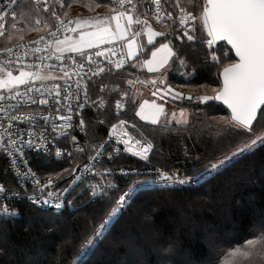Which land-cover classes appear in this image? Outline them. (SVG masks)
<instances>
[{
	"label": "snow or ice",
	"instance_id": "1",
	"mask_svg": "<svg viewBox=\"0 0 264 264\" xmlns=\"http://www.w3.org/2000/svg\"><path fill=\"white\" fill-rule=\"evenodd\" d=\"M153 5L154 11L150 12ZM86 7L93 10L91 4ZM173 7L178 13L164 9L161 0H151L144 11L138 10L134 0H111L109 13L104 16L72 18L64 11L63 0H29L27 12H21L19 17L12 12L11 20L6 11L0 10V40L5 43L0 54H6L0 61V156L7 159L8 167L18 180L31 179L33 194L25 198L37 208L60 212L65 204L72 206L73 201L68 196L77 189L80 190L77 196L86 198L85 208L92 203L111 205L105 218L90 221L93 231L91 235L85 233L86 243L72 264H88L141 190L153 185L178 190L199 182V177H191L179 169L157 168L142 173L121 167L119 172L124 177L147 178L137 180L130 190L121 191L119 196L113 195L118 186L112 182L113 170L106 164L116 162L122 153L150 164L155 145L142 126L121 118L129 91L122 90L118 83L109 87L105 76L120 78L126 65L138 71L146 69L152 75L145 80L128 79L129 88L135 84H150L155 88L153 96L162 93L171 95L174 100L182 99L184 94L175 91L168 77L177 72L182 77L195 79L198 73L195 67L191 72L187 70L189 61L193 56H202L201 69H216L215 86L209 94L208 85H198L205 93L196 97L189 94L186 98L196 99L206 106L203 110L206 120L214 121L208 126L214 127L232 149L222 152L206 173L219 174L264 147V0H185L183 5L175 0ZM153 18L162 26L160 29L150 23ZM18 19L29 30H46L47 39L41 36L40 40L32 42H44L43 49L33 50L45 53L35 57L36 62L24 61L28 45L17 43L23 41L25 31L17 27ZM50 19L55 22L49 23ZM174 40L181 44L175 45ZM21 48L25 49L23 56L14 52ZM53 60L57 63H45ZM14 66H17L16 72ZM57 71L62 75L58 76ZM59 80L64 84L58 83ZM184 86L189 84L181 85ZM90 88H98L99 94H90ZM112 93L121 97L115 101L116 112L111 116L114 123L107 118L109 101L105 98L107 94L110 99ZM91 111L105 118L94 122L90 117L86 119L85 113ZM211 112L223 115L209 116ZM135 115L164 130H171L169 126L173 121L177 126L189 125L184 108L180 109L179 118L175 112L169 118L163 105L146 99L139 103ZM74 117L78 122H74ZM162 117L163 125L160 124ZM109 123L106 137L93 142L99 126ZM81 133L89 137L83 143ZM29 152L33 154L37 171L28 166L33 162L26 158ZM74 152L87 154V162H76ZM61 159H72L73 164L62 171L50 167L46 180L38 177L42 167ZM18 161L25 166V171L19 170ZM6 191L5 185L0 184V193ZM15 198H19L18 193L0 196V222L19 215V210L8 203ZM112 243L116 245L118 241L114 239ZM227 243L226 240L214 241L216 264H252L249 257L258 245L257 239L246 238L235 247H220ZM260 247L264 248V235ZM207 264H213L211 254Z\"/></svg>",
	"mask_w": 264,
	"mask_h": 264
},
{
	"label": "trees",
	"instance_id": "2",
	"mask_svg": "<svg viewBox=\"0 0 264 264\" xmlns=\"http://www.w3.org/2000/svg\"><path fill=\"white\" fill-rule=\"evenodd\" d=\"M145 1L138 0L139 7ZM180 2L183 5L185 0ZM28 3H19L16 9L18 17L21 12H27ZM97 3L101 4L98 8L110 10L111 0H66L64 11L72 12V7L89 9L86 5L95 7ZM174 4L175 0H164V9L178 13V9L173 7ZM17 21L28 28L22 20ZM174 44L179 46L181 41L174 40ZM202 59V56H193L189 61L187 70L191 72L196 68L198 74L195 79L185 78L173 72L168 77L169 84L183 94H191L193 97L205 93V89L198 85H208L210 91L211 87L215 86L213 81L216 69H201L199 61ZM121 73L118 79L105 76L104 81L109 87L118 83L122 90L129 91L127 106L121 118L135 123L138 127L142 126V130L154 143L155 151L150 164L146 165L144 161L125 153L121 154L116 162L106 164L107 167L139 170L179 169L181 173L196 177L220 158L222 152L232 150L227 146L228 141L222 139L214 127L208 126L214 124V121L206 120L203 111L206 106L196 99L174 100L177 106L189 110L192 114L187 127L172 124L169 126L171 130H164L160 126L141 121L135 115L141 99L132 93L133 88H129L127 80H135L137 77L145 80L152 74L138 72L129 66L121 70ZM185 84L189 86L181 87ZM90 90L91 93L99 94L98 88ZM93 96L95 99V95ZM105 98L109 101L107 118L110 123H114L115 120H112L111 116L116 112L115 101L121 97L118 93H112L110 99L107 94ZM208 115L219 117L223 113L211 112ZM85 116L86 119L90 117L92 122L105 118L103 114L97 117L94 111L86 112ZM110 123L99 126L93 142L106 137ZM91 127L92 124H89V128ZM260 131L258 128L257 132ZM52 168L62 171L69 166ZM40 170L43 176L49 175V169ZM3 176L14 183L6 175ZM146 178H113L112 181L118 186L113 195L119 196L121 191L130 190L137 180ZM79 199V207L73 211L65 210L59 215L24 203L21 205L22 215L19 218L0 222V264H72L77 260L81 246L87 240L85 233L91 235L93 231L90 221L93 218L101 221L111 209V205L107 203H92L85 208L83 204L86 198ZM262 235L264 147L257 148L219 174L207 176L204 180L186 185L182 189L169 190L153 185L149 189L141 190L136 194L131 207L119 218L111 234L89 258L88 264H207L210 254L213 264H216L214 241H228L227 244L220 245L227 248L235 247L237 242L243 244L246 238H255L258 241L249 260L252 264H264V248L260 247ZM3 238L8 241L2 243ZM114 239L118 244L113 245ZM219 259L222 260L223 257Z\"/></svg>",
	"mask_w": 264,
	"mask_h": 264
},
{
	"label": "built area",
	"instance_id": "3",
	"mask_svg": "<svg viewBox=\"0 0 264 264\" xmlns=\"http://www.w3.org/2000/svg\"><path fill=\"white\" fill-rule=\"evenodd\" d=\"M22 1L23 2H29V0H0V10L6 11L8 13V17H7L8 20H11V14H12V12H16V9H17L19 3H21ZM134 2L137 3L138 10L144 11L145 10V5L150 4L151 3V0H146L145 3L141 7H139L138 0H134ZM63 3L65 4V0H63ZM161 4H162V7L164 8V0H161ZM149 11L150 12L151 11H154V5L152 6V8ZM69 17L75 18L74 16H69ZM54 22H55L54 20H51V19L49 20V23H54ZM150 23H152L153 26L156 27V28H158V27L161 26V25H159V24H157L155 22L154 18L153 19H150ZM17 27L24 28V26L22 24L17 25ZM41 36H44L45 39H47L46 30L39 31V35H37L35 37L29 38V39H25L24 41L17 42L18 44L19 43H23V44L28 45V47H27L28 55L27 56H24V61L26 63L36 62L35 61V57H39V56L45 55L44 52H34L33 51L37 47L42 48V49L44 48V42H41L40 44L32 43L33 41L40 40V37ZM4 46L5 45L3 44V40H0V48H3ZM14 52H17L18 54H20V55L23 56V54L25 52V49H23V48H21V49H14ZM5 58H6V54H0V61L4 60ZM14 58L15 57H13V59ZM94 59H95V57H94ZM45 63H57V62L53 60V61H45ZM67 63L70 64L71 62L69 61ZM16 67L17 66H14L13 69H16ZM126 67H128V65H126L125 68ZM56 74L58 76L59 75H62V73H60L59 71H57ZM73 79H75V77H73ZM57 82L60 83L61 85L64 84V81L63 80H59ZM39 83L40 82H37V84H39ZM45 83H51V82L46 81ZM21 87H23V86H21ZM90 94H92L91 93V90H90ZM126 106H127V100H126ZM41 107H43V106H41ZM33 109H35V106H33ZM125 109H126V107L123 110H121V112H124ZM57 122H59V121H57ZM74 122H78V119L76 117H74ZM80 138H81V142L83 143V140L85 139V137L83 136L82 133L80 134ZM122 154H125V153H122ZM73 155H74V158H75V161L76 162H79V163H86L87 162V154H79L78 155V154H76L74 152ZM127 155H130V154H127ZM26 158L29 161H33V154L31 152H29L27 154V157ZM105 159H106V157H105ZM65 161H67V162H65ZM64 162L65 163H69V164H65ZM18 164H19V170L21 172H23V171L26 170L25 166L22 163H20V161H18ZM72 164H73V160L72 159H68V160L61 159V160H58L55 163L51 164L50 166L49 165H45L41 169H49L50 167L52 168V166L58 168L59 166H65V165H67V166L70 167ZM28 166H31L33 168V171H37V169L35 167V162L34 161L30 165H28ZM119 168H121V167L111 168L113 170L112 179L113 178H128V177H124L119 172ZM124 168H129V167H124ZM6 169H7V171H5ZM130 169H135V170H138L139 172H142V173H147V172L154 171L153 169H145V170H139L138 168H130ZM3 175H6L7 177H9V179L13 180L14 183L12 184V182L10 180H8V178L5 179ZM38 177L41 178V179H45V180L48 178V176H43L42 175L41 170L38 172ZM0 184L5 185V187L7 189V191L5 193H0V196H6L9 193H18L19 194V198H15L13 200H10V201H8V203L12 204L15 208H17L19 210V215L16 216L15 218L20 217L22 215L21 205L24 204V203H29V205L31 204L25 198L27 195H32L33 194V192H32L33 185H32L31 179H29L27 182H25V180L23 178H20L18 180L13 175L12 170L8 167V161H7V159L4 158L3 156H0ZM114 184L116 185V183H114ZM21 185H24L25 187H21ZM25 188L27 189V191H25ZM79 191L80 190L77 189V192L76 193H73V194H71V195L68 196V199H70V200L73 201L72 206H68L67 204H65V207L60 212H56V211H54L53 209H50V208H38V209H40L42 211H46V212H51L52 214H55V215H59L62 212H64L65 210L73 211L77 207H79V203H81L79 197L77 196V193H79Z\"/></svg>",
	"mask_w": 264,
	"mask_h": 264
},
{
	"label": "rangeland",
	"instance_id": "4",
	"mask_svg": "<svg viewBox=\"0 0 264 264\" xmlns=\"http://www.w3.org/2000/svg\"><path fill=\"white\" fill-rule=\"evenodd\" d=\"M65 6H66V0H65ZM72 8H73V11L71 12L70 10H68L67 13H68V16H74L75 18L90 17L92 15L96 16L98 14H104L106 12L107 13L109 12L108 9H105V8L102 9V8H98V7H93L92 11H89V9H87V8H85V9H81V8H77V7H72ZM74 8H75V10H74ZM64 10H65V8H64ZM82 14H84V15H82ZM19 24H21V23H19L17 21V25H19ZM160 27H158L157 29H159ZM24 28H25V31L23 33V41L25 39H29V38H32V37L39 35V31L29 30L26 27H24ZM17 42H19V41H17ZM3 44L5 45L4 41H3ZM13 71L16 72V69H13ZM132 88H133L132 93L134 95L138 96V99L139 98L141 99L140 102H142V98L144 99L145 97H147V98H149L148 100L155 101L157 104L163 105L165 111L169 115V118H171L172 112H175L177 114V118H179L181 108L174 103V100L169 99L167 96H163L162 93H158L157 95L153 96L152 92L155 90V88L152 85L151 86H147V85L145 86V85H141V84H135ZM208 92L210 93V91H208ZM185 113L188 116L189 121H190L192 118L191 112L189 110L185 109ZM164 123H165V121H164V118L162 117L160 124H164ZM172 124H175V121H173ZM65 162H67V161H65ZM65 164H69V163H65ZM209 167H210V165H209ZM207 176H209V175L206 173V170H205L202 173H200L199 175H197L196 177H199V182H200V181L204 180ZM15 219H17V218H15ZM15 219H13V220H15ZM10 221H12V220H10ZM5 238H3L2 243H5L8 241ZM125 260H127V259H125Z\"/></svg>",
	"mask_w": 264,
	"mask_h": 264
},
{
	"label": "crops",
	"instance_id": "5",
	"mask_svg": "<svg viewBox=\"0 0 264 264\" xmlns=\"http://www.w3.org/2000/svg\"><path fill=\"white\" fill-rule=\"evenodd\" d=\"M17 13V12H16ZM106 14H108L107 12L106 13H104V14H98V15H96V16H104V15H106ZM17 16H18V14H17ZM93 16V15H92ZM84 18H87V17H84ZM157 39H159V38H157ZM144 40H145V42H146V37L144 38ZM137 70V69H136ZM138 71V70H137ZM138 72H146L147 73V70L146 69H144L143 71H138ZM148 100L149 98H147V97H145L144 99L142 98V101L143 100ZM150 101V100H149ZM146 122V121H145Z\"/></svg>",
	"mask_w": 264,
	"mask_h": 264
},
{
	"label": "water",
	"instance_id": "6",
	"mask_svg": "<svg viewBox=\"0 0 264 264\" xmlns=\"http://www.w3.org/2000/svg\"><path fill=\"white\" fill-rule=\"evenodd\" d=\"M175 91H178V90L175 89ZM179 92H180V91H179ZM187 96H188V95H185V94H184V98H182V99H186V100H188V99L186 98ZM167 97H168L169 99H171V100H174V99H172V96H171V95H168ZM177 99H181V98H177Z\"/></svg>",
	"mask_w": 264,
	"mask_h": 264
}]
</instances>
